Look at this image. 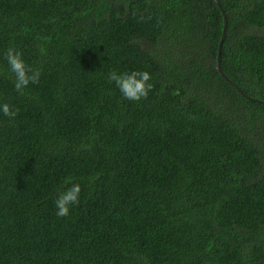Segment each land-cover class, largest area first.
Wrapping results in <instances>:
<instances>
[{
	"label": "trees",
	"instance_id": "obj_1",
	"mask_svg": "<svg viewBox=\"0 0 264 264\" xmlns=\"http://www.w3.org/2000/svg\"><path fill=\"white\" fill-rule=\"evenodd\" d=\"M5 102L0 264H264V0H0Z\"/></svg>",
	"mask_w": 264,
	"mask_h": 264
},
{
	"label": "clouds",
	"instance_id": "obj_2",
	"mask_svg": "<svg viewBox=\"0 0 264 264\" xmlns=\"http://www.w3.org/2000/svg\"><path fill=\"white\" fill-rule=\"evenodd\" d=\"M5 59L12 73L15 74L14 88L19 94H23V89L29 83H38L40 72L27 65L22 58V53L15 49H7ZM152 77L146 70H133L131 72L118 73L112 70L108 74L109 82H114L125 99L139 101L147 99L149 92L154 85L150 83ZM0 112L3 115L14 119L19 109H13L8 103L0 105ZM81 187L78 183L72 184L66 191L61 192L55 200L57 216L65 217L69 214L72 205L79 204Z\"/></svg>",
	"mask_w": 264,
	"mask_h": 264
},
{
	"label": "water",
	"instance_id": "obj_3",
	"mask_svg": "<svg viewBox=\"0 0 264 264\" xmlns=\"http://www.w3.org/2000/svg\"><path fill=\"white\" fill-rule=\"evenodd\" d=\"M225 14V13H224ZM227 24H228V18H227V15L225 14V25H224V29H223V36H222V39L220 41V45H219V61H218V69L219 71L222 73V75L227 78L228 80H230L233 84H235L229 77L228 75L224 72L223 68H222V64H221V59H220V56H221V48H222V44L224 42V39H225V36H226V33H227ZM237 88L238 90L243 94L245 95L247 98L253 100V101H261L259 99H256L254 97H250L249 95L246 94V92L241 89L238 85H237ZM262 102V101H261Z\"/></svg>",
	"mask_w": 264,
	"mask_h": 264
}]
</instances>
